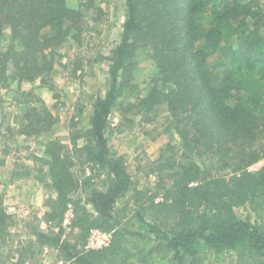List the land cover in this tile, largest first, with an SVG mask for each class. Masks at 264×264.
Segmentation results:
<instances>
[{"label": "trees", "instance_id": "1", "mask_svg": "<svg viewBox=\"0 0 264 264\" xmlns=\"http://www.w3.org/2000/svg\"><path fill=\"white\" fill-rule=\"evenodd\" d=\"M96 3L85 0L83 9H75L67 0H0V88L10 85L9 60L12 80L33 81L51 71L62 56L57 48L69 36L68 22L71 37L83 46L84 11L97 10ZM126 6L123 35L111 51L110 86L92 100L88 126L81 128L85 106H78L70 120L71 148L51 140L47 158L33 156L39 162L36 179L46 182L50 175L45 186L55 192L45 202L44 218L60 226L73 203L74 238L33 224V242L2 264H24L44 246L56 248L69 264H151L153 258L203 264L211 253L233 255L232 264H264V163L249 170L264 161V0H127ZM6 31L20 49H4ZM145 47L165 82L141 99L138 112L150 116L164 104L180 142L165 144L147 173L156 181L140 186L125 155L111 152L109 136L120 95L138 89L134 70ZM79 70L81 60L74 77ZM20 96L19 104L29 105L20 131L39 133L42 124L53 125L48 107L31 105L34 94ZM13 224L1 194L0 240ZM93 228L112 232L111 245L85 250Z\"/></svg>", "mask_w": 264, "mask_h": 264}, {"label": "rangeland", "instance_id": "2", "mask_svg": "<svg viewBox=\"0 0 264 264\" xmlns=\"http://www.w3.org/2000/svg\"><path fill=\"white\" fill-rule=\"evenodd\" d=\"M68 5L75 9H83L85 0H67ZM127 0H97V10L92 12L84 11V45H78L71 37L74 30L71 23L67 26L70 30L69 36L57 50L62 54L58 62L51 71H47L33 81L12 80L14 77V67L11 60L7 62L8 74H10V85L0 88V130L4 133L0 135V160L3 158V150L8 146L11 149V167L3 170L0 174L4 184L0 183V195L2 194L11 212L13 210L14 224L10 228L8 236L0 240V245L4 252L0 253V264L2 262H12L18 257V248L29 246L32 241V226L39 224L45 231H56L55 225L48 223L44 215L47 211L45 202L47 198L55 192L45 186L51 183L50 175L46 176V182L35 181L34 176L38 174L39 162L33 156H47V145L49 141L56 140L64 145V149L71 148L73 144L72 129L70 120L77 114V107L84 105L85 113L82 116L84 121L81 128L88 126V114L91 110V103L95 96L105 94L110 86L109 64L111 51L120 43L124 23L127 17ZM82 3V4H81ZM102 10L99 11V10ZM91 26H96L99 31H94ZM4 49L14 46L20 49V44L14 40L11 34L6 31L3 38ZM81 60L83 72L79 70L78 76H73L75 63ZM137 66L134 70L137 90L130 87L125 89L119 97L117 106L112 111L111 124L114 129L109 136L111 152L115 155H125L129 172L135 176V180L140 186L152 185L156 181L154 174L147 175L150 170L151 161L157 159L165 144L172 142L178 144L180 135L175 126V118L169 116L167 107L160 104L150 113V116L139 113L140 101L146 98L153 86H163L164 78L160 69L152 57L151 48L140 49L137 55ZM65 64V65H62ZM30 92L36 96L32 102L33 108L41 110L48 107L56 117V121L49 128L45 123L40 128H44L39 133L25 132L23 136L18 134L13 136L17 130L26 126L24 124H13V120L22 119L28 111L29 105L19 104L22 99V92ZM35 122L33 128H38ZM85 139H78L80 146L85 144ZM10 145H9V144ZM262 164L257 165L260 168ZM48 171V167H45ZM18 175H13V172ZM30 171L24 180L19 179L20 172ZM12 173V174H11ZM12 177L9 179V177ZM21 177V176H20ZM7 181V182H6ZM11 185V186H10ZM84 195L82 191L77 192V196ZM11 207V208H9ZM240 217L245 216L243 210H238ZM72 229L63 231V238L72 239L74 234ZM33 242V241H32ZM36 247V246H35ZM31 258L38 259L42 254V249ZM56 250V248H53ZM30 255V252L27 256ZM233 255L226 253L216 255L206 254L203 264H232ZM151 264H171L167 259L153 258Z\"/></svg>", "mask_w": 264, "mask_h": 264}, {"label": "built area", "instance_id": "3", "mask_svg": "<svg viewBox=\"0 0 264 264\" xmlns=\"http://www.w3.org/2000/svg\"><path fill=\"white\" fill-rule=\"evenodd\" d=\"M264 161L261 160L257 164H254L249 167V170H257V165L263 164ZM89 173V171H88ZM75 218V208L73 203H69L66 211L64 212L63 218L61 220L60 226H55L56 231H68L71 229L73 220ZM51 224V223H50ZM113 240L112 232H108L99 228L91 229L88 239L84 244L85 250H97L108 247L111 245ZM54 247L51 246H44L43 250L41 251L42 254L38 259H29L24 262V264H69L70 262L65 259L60 252L57 250H53Z\"/></svg>", "mask_w": 264, "mask_h": 264}, {"label": "crops", "instance_id": "4", "mask_svg": "<svg viewBox=\"0 0 264 264\" xmlns=\"http://www.w3.org/2000/svg\"><path fill=\"white\" fill-rule=\"evenodd\" d=\"M21 122V120H17L16 118L13 120V124L15 123V124H19ZM1 133H4L2 130H0V135H1ZM18 134V137H21V136H23L24 134H25V131H20V129L19 130H17L15 133H13V136H15V135H17ZM21 134H23V135H21ZM9 144V143H8ZM10 145V144H9ZM8 148V151H9V153L8 154H3L4 156H3V158L0 160V174L3 172V170L5 171V170H7V169H9L10 167H11V162H10V154H11V149H10V147L8 146L7 147ZM6 147H5V149H7ZM0 153H2V150H1V148H0ZM5 153V152H4ZM37 156H40V155H37ZM46 158H47V156H45ZM38 166H39V164H38ZM38 166H35V168L36 167H38ZM45 171H47V169L45 168ZM4 173V172H3ZM31 173V172H30ZM12 174V173H11ZM17 174V170L16 171H14L13 172V175H16ZM12 177V175L9 177V179ZM2 175H0V183H2V184H4V182L5 181H3L2 179ZM20 179H25L24 178V176H19V179H13V182H16V180L18 181V180H20ZM34 179H35V181L37 180L36 179V176H34ZM7 182V181H6ZM11 186V185H10ZM9 208H11V207H9ZM13 210L14 209H12L11 210V212L9 211V213L10 214H12L13 215Z\"/></svg>", "mask_w": 264, "mask_h": 264}]
</instances>
